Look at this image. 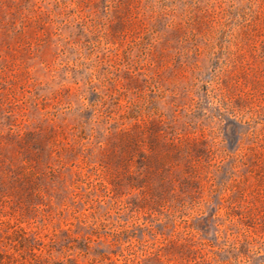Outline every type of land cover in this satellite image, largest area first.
Wrapping results in <instances>:
<instances>
[{
	"label": "rangeland",
	"instance_id": "374dc122",
	"mask_svg": "<svg viewBox=\"0 0 264 264\" xmlns=\"http://www.w3.org/2000/svg\"><path fill=\"white\" fill-rule=\"evenodd\" d=\"M0 264H264V0H0Z\"/></svg>",
	"mask_w": 264,
	"mask_h": 264
}]
</instances>
